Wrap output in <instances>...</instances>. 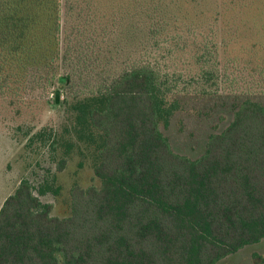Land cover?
Segmentation results:
<instances>
[{"label": "trees", "instance_id": "trees-1", "mask_svg": "<svg viewBox=\"0 0 264 264\" xmlns=\"http://www.w3.org/2000/svg\"><path fill=\"white\" fill-rule=\"evenodd\" d=\"M260 20L264 0H0V120L53 94L66 155L69 135L90 144L100 180L75 184L63 217L21 180L0 206V264H216L263 240L264 59L233 51ZM181 50L201 90L241 98L195 159L161 129Z\"/></svg>", "mask_w": 264, "mask_h": 264}, {"label": "rangeland", "instance_id": "rangeland-1", "mask_svg": "<svg viewBox=\"0 0 264 264\" xmlns=\"http://www.w3.org/2000/svg\"><path fill=\"white\" fill-rule=\"evenodd\" d=\"M263 25V20L258 21L255 36L236 44L233 51L243 57L263 60L264 49L260 52L259 44L254 45V42H264ZM182 53L170 62L177 66L168 67L171 73L180 76L177 91L181 92L177 97L181 106L167 126L161 124V129L176 152L195 159L205 152L209 135L229 124L241 98L231 94L208 95V87L201 90L198 83L188 78L199 69L196 59L191 53ZM258 98L264 101V96ZM71 122L65 107L54 102L53 94L17 119L0 120V206L20 181L27 179L41 201L53 205L52 214L63 217L70 213V192L75 184L84 188L100 185L94 172V147L69 135L73 146L66 155L62 137ZM44 129L52 134L35 136ZM216 264H264V239L246 245Z\"/></svg>", "mask_w": 264, "mask_h": 264}]
</instances>
